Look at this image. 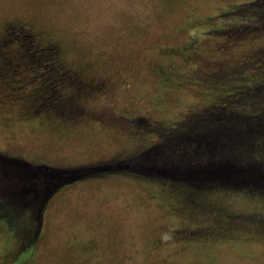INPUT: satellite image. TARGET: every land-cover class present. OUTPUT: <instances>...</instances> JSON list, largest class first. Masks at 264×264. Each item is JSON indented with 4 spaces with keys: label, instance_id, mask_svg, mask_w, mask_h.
Returning <instances> with one entry per match:
<instances>
[{
    "label": "rangeland",
    "instance_id": "1",
    "mask_svg": "<svg viewBox=\"0 0 264 264\" xmlns=\"http://www.w3.org/2000/svg\"><path fill=\"white\" fill-rule=\"evenodd\" d=\"M251 1L0 0V30L6 20L17 19L59 45L41 50L22 29L0 36L16 37L3 55L20 49L18 57L0 59V106L14 118L8 126L0 123V153L57 168L100 167V174L74 181L50 198L31 264H264V224L259 221L264 201L224 188L187 204L182 193L170 191L185 189V183L115 171L157 143L163 124L192 122L193 113L211 105L233 106L230 92L264 78V71H258L264 70V29L230 32L241 26L237 6ZM257 8L250 6L244 15ZM261 10L255 12L259 17ZM62 58L74 69L58 64ZM166 60L181 75L170 87L165 84L172 77L164 82L154 72ZM53 65L61 76L50 75ZM99 75L116 79L111 93L86 81ZM42 83L40 93H28ZM58 92L78 93L67 114L83 111L60 114L64 106ZM51 99L59 106L44 105ZM22 106L21 114L17 108ZM39 107L41 115H31ZM91 108L120 114L131 110L139 118L122 129L103 118L92 119ZM156 122L160 127L149 129ZM106 164L113 165L112 172ZM16 169L21 170L8 165L9 172ZM15 228L0 219V264L13 263L23 237ZM80 243L99 249L89 260L79 253Z\"/></svg>",
    "mask_w": 264,
    "mask_h": 264
},
{
    "label": "trees",
    "instance_id": "2",
    "mask_svg": "<svg viewBox=\"0 0 264 264\" xmlns=\"http://www.w3.org/2000/svg\"><path fill=\"white\" fill-rule=\"evenodd\" d=\"M254 5H259V8L252 9L248 16L244 15ZM258 10H261L260 17L255 13ZM235 14H241L242 17L237 18L240 19L241 26L231 28L230 32L254 31L258 27L264 29L263 22L257 25L258 21L264 19V0L240 4ZM51 67V76L62 75L61 72L58 73L57 65ZM258 71L264 70L258 68ZM70 75L75 78L72 73ZM175 80L177 83L179 78L168 80L169 85L176 84ZM61 93H57L58 102H61L59 104L64 106L60 109V114L75 116L83 111L76 110L70 114L66 111L67 108L71 111L70 107L76 106L73 103L79 91L77 94ZM235 94L239 96L232 97ZM228 95L231 96L233 106L211 105L208 109L193 113L192 122L187 120L163 124V137L159 131L161 138L157 143L146 150L147 152L133 156L122 164L124 168L118 167L115 171L125 169L147 177L170 180L171 184L185 183V189L173 188L170 191L182 193L187 204L198 202L203 194L222 192L216 189L224 188L244 191L246 197L252 201H264V178L261 177L264 176V156H261V152H264V99L261 98L264 96V78L253 81L246 88L236 87ZM44 105L59 106L53 99ZM245 106L251 109L246 112L238 111ZM152 127L149 129H158L160 126L156 122ZM166 138L170 140L167 142ZM8 165L17 166L21 170L9 172ZM129 165L133 168H129ZM105 166L113 171V165ZM99 168L92 166L67 169L36 165L0 153V219L7 222L12 230L19 228L23 236L20 238L26 243V248L23 245L20 250L25 248L26 252L37 239L39 222L43 219L53 194L87 175L100 174L97 171ZM191 186L199 191L198 195L195 196ZM26 203L29 205H24ZM247 216L253 217L248 214ZM259 218L264 224V215Z\"/></svg>",
    "mask_w": 264,
    "mask_h": 264
},
{
    "label": "flooded vegetation",
    "instance_id": "3",
    "mask_svg": "<svg viewBox=\"0 0 264 264\" xmlns=\"http://www.w3.org/2000/svg\"><path fill=\"white\" fill-rule=\"evenodd\" d=\"M6 21H5V24H3L2 29L0 30V36H2L3 33H6L5 34L6 37L10 36L13 32H9L8 31L9 29H13L15 31H21V29H22V30L28 32L29 36L35 42V45L39 46L40 47L39 49H41V50H47V51L51 50L52 51V50H54L55 47H59L57 40H55L51 36H50L51 38L45 36V34L43 32L31 27L28 23L20 22L17 19H11L7 22ZM8 23H11V25H8ZM6 37L4 36V39L2 38V40H0V59L12 58L14 56L18 57L20 54V49L18 47L12 48L11 50L6 51L5 54H7V55H5V54L3 55L4 49L6 47H8L9 44L14 41V39H16V37L14 39H9ZM176 51H177V49H176ZM24 55L27 56V53ZM22 59H23V55H22ZM24 62H26V61L23 60V62L21 64V65H23V67L26 65V63H24ZM28 62L29 63L33 62L32 59H30V57L28 59ZM60 63L62 64V66L64 64V66L69 70L74 69L65 59L63 60V58L61 59V62L58 61V64H60ZM37 64H40L41 66H44V65L46 66V64H43L42 61H39ZM21 65L19 64L18 66H21ZM161 69H163V70H161ZM76 72L80 73V74H78L79 76L82 75L81 72H79V71H76ZM154 72L156 74L160 75L161 79L164 80V82H166V80L170 77H172L173 79L174 78L178 79L181 77L180 73L178 72L177 67L175 66V64L171 60L160 61L158 63V66H157V71L155 68ZM58 73H59V70H58ZM25 76L26 75H23V77H25ZM86 81L91 82L93 84V88H95L97 90H102V89L108 88L109 93H111L112 90H114V88H116V86H117L116 85L117 81L113 76H100L99 75L98 77H95V78H89ZM26 82H28V81H26ZM174 82L176 83V80ZM17 87L19 89H23L24 86L19 85ZM165 87H170L169 81H168V83L166 82ZM43 89H44V86L42 83L41 86L32 88L31 91H28V93H30V94L40 93ZM30 94L26 93V96H28ZM2 108L3 107L0 106V123L3 124L4 126H8L9 124H11L14 121V118H13V116H11V112H9L10 113V115H9V114L5 113V111H3ZM21 109L22 110H19L17 108L18 113L22 114V112L24 111L23 106L21 107ZM41 111H42V109L39 107V108H34L33 110L30 111V113H31V115H34V116L38 115L39 116V115H41L40 114ZM21 114H17L16 118H21V116H22ZM89 114H90L92 119L103 118L106 121H109L114 126H120L122 129H125L124 128L125 126L126 127L131 126V123L133 122V120H136L139 118V115L134 111L127 110L125 113L120 114L116 111L110 110L109 108H98L95 111H93L91 108V110L89 111ZM45 116L47 117L48 115L45 114ZM33 123H35V125H37L38 127H39V124H41L40 122H33ZM2 154H4L5 156H7L9 158L20 159L22 161L29 162L25 158L17 156V155H13L12 153H9V152H5ZM32 164H34V163H32ZM44 215H45V213L43 214V218H44ZM39 223H40L39 228H38L37 233H36L37 239H35L33 241V244L31 246H29V249L26 252H24V250L26 248V243H25L24 239H20V241L18 242L19 243L18 247L15 250V252L11 258V259H13L12 264H31V262H35L37 255H38L39 244H40V241L42 238L41 234H42V227L44 224L43 219H41V221ZM21 238H23V237H21ZM83 245H85V246H83ZM21 246H23L25 248L20 250ZM98 249H99V247L93 243H90V244L80 243L78 245L79 253L81 252V254L84 255V257H86L89 260H90L91 255H93V253H94L93 251L98 250ZM19 250H20V252H19ZM9 253H11V252H9ZM77 264H91V262L89 261V263H86L84 261H79V262H77Z\"/></svg>",
    "mask_w": 264,
    "mask_h": 264
}]
</instances>
